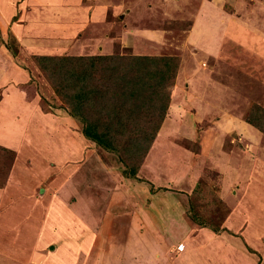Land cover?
<instances>
[{
  "label": "rangeland",
  "instance_id": "1",
  "mask_svg": "<svg viewBox=\"0 0 264 264\" xmlns=\"http://www.w3.org/2000/svg\"><path fill=\"white\" fill-rule=\"evenodd\" d=\"M113 2L112 15L108 0H0L12 33L21 27L19 38L8 30L0 39V80L14 79L5 63L28 74L14 84L24 109L41 113L17 148L11 116L0 126V148L8 149L0 150V264H177L178 254L183 264H264V133L248 122L253 104L264 108V0ZM24 50L180 57L162 128L136 177L85 138ZM199 178L228 193L227 207L206 216L214 225L225 217L227 232L250 247L226 236L212 242L210 229L188 218L183 194ZM196 243L205 245L189 253Z\"/></svg>",
  "mask_w": 264,
  "mask_h": 264
},
{
  "label": "trees",
  "instance_id": "2",
  "mask_svg": "<svg viewBox=\"0 0 264 264\" xmlns=\"http://www.w3.org/2000/svg\"><path fill=\"white\" fill-rule=\"evenodd\" d=\"M34 58L85 138L116 154L125 177H136L165 118L180 57L113 53ZM248 118L264 133L262 106L253 104ZM188 196L191 221L215 233L227 230L225 217L214 225L215 217L206 216L214 205L227 207L206 180L199 178Z\"/></svg>",
  "mask_w": 264,
  "mask_h": 264
},
{
  "label": "crops",
  "instance_id": "3",
  "mask_svg": "<svg viewBox=\"0 0 264 264\" xmlns=\"http://www.w3.org/2000/svg\"><path fill=\"white\" fill-rule=\"evenodd\" d=\"M103 1V0H102ZM109 2H111L112 1V4H109V6H110V10L112 11V15L114 14V12H116L118 9H117V7H115L114 6V2H113V0H108ZM99 5H101V4H99ZM99 8L100 9H102L100 6H95V11L97 10H99ZM129 9H130V7H128ZM132 8H134V7H131V9ZM132 10H134V9H132ZM92 13L93 12H89V15H92ZM5 17V15H3V13L2 12H0V39H3V40H5V37L7 36L6 34H8V30L11 32L10 33V35L13 37V38H19V36L21 35V27L19 26V24L18 25H16L15 26V29L13 30V33H12V28H11V26L9 25V22H8V20L9 19H6V18H4ZM94 18V22H95V24H99V22H100V18H99V16H97L96 15V18L95 17H93ZM6 19V20H5ZM15 24H17V23H15ZM11 28V29H10ZM17 29V30H16ZM6 35V36H5ZM24 40H26V39H24ZM2 45H0V56H2V57H6L5 55H6V51H1L2 50ZM24 52H27L28 54H32V55H43V54H37V53H31L30 51H27V50H24ZM103 54H106V53H103ZM2 64H4V62H0V67H1V65ZM12 65H14L13 67H12ZM3 67H5V68H7V69H10L12 72H14L15 73V75H14V79L12 80V81H7V80H0V90H1V95H0V117L2 118L1 120H0V126L2 127V126H4L5 124H6V122H5V120H6V118H4V117H6L5 115H10L11 116V118L12 119H10L11 120V123H12V126H11V136H12V138H13V143L12 144H10L12 147L14 146V148H17L15 145L17 144V142L18 141H21V142H27L28 140H29V138H32V134H33V131H34V128H31L32 126H33V124H28V122H29V120H33V122H36V121H38V120H40V117L41 116H39V115H41V113H39V110L38 109H36L35 108V106H28L27 105V107H28V110H26V109H24V103H25V100H26V98L25 97H23L24 95L22 94V92L23 91H20L19 90V88H18V84L16 85V84H14V82L15 81H18V80H27L28 78H30L29 77V75L28 74H26V73H23V70H22V72H21V70H20V68L19 67H17V66H15V64H11V66H7V64L5 63V65L3 66ZM1 70V69H0ZM22 76V77H21ZM20 94V95H19ZM21 94L23 95V96H21ZM19 96H21V97H19ZM21 98V99H20ZM12 101L14 102V103H12ZM22 107H23V110L22 111H19V110H21L22 109ZM33 117L34 118H37V120H34L33 119ZM42 117H44V118H46L47 117V115H43ZM47 120H49V119H51V118H46ZM3 122V123H2ZM165 122H166V120H165ZM5 123V124H4ZM19 123H24L23 125H19ZM16 125V126H15ZM162 128V127H161ZM161 130V129H160ZM159 130V131H160ZM30 136V137H29ZM24 140H27V141H24ZM6 143L7 142H5V145H6ZM10 145H8V147L10 146ZM7 146V145H6ZM20 151H18V153H19ZM181 152H179V154H180ZM150 154V153H149ZM149 154L147 155V157H146V159H148V157H149ZM181 155H182V153H181ZM151 160V159H150ZM151 162V161H150ZM148 166V165H147ZM262 172V171H261ZM181 182V181H180ZM193 183V182H192ZM194 184H195V182L193 183V184H189L188 186H189V188L190 189H187V190H185L184 191V194L183 195H185V196H187V195H189L190 193H191V190H192V188L194 187ZM4 186H7L6 184L4 185ZM192 187V188H191ZM224 188H225V185H224V187L223 188H221L220 190H219V194H220V197L223 199V200H226L225 199V196L228 194L227 193V191L226 190H224ZM3 190H4V188L1 186L0 187V194H3ZM5 194V193H4ZM4 197H7V196H4ZM183 206H185L184 204H182ZM89 209V208H88ZM80 211V216L82 217V219L84 220V218H87V219H85L84 220V223L86 224V226L87 225H89V223H88V219H89V217L87 216V214L88 213H85V209H84V211H81V210H79ZM76 215H78V214H76ZM93 216V215H92ZM94 217V216H93ZM184 219H185V217H184ZM185 221L188 223V224H190L189 222V219H185ZM229 221H227V223H226V221H225V223H223V225L229 230V231H231V227L229 228V226H228V223ZM103 224H104V222H103ZM102 224V225H103ZM146 224V223H145ZM192 226H194L193 227V229L192 230H194V228H195V224H192ZM146 227H148L149 228V226H147L146 225ZM192 228V227H191ZM180 229H181V231L183 230V228H181L180 227ZM228 230H224V231H221V232H219V233H215V232H213V231H208L207 230V232H206V237H207V239L208 240H211L212 242H214L213 241V239L214 238H216V237H218L217 239H221V241L224 239V237H222V236H226V239L225 240H227V241H230V240H228V238H232V239H234V238H236V239H238L239 240V242H237L236 244H235V246L236 247H238V246H240V247H242L241 246V244L243 245L244 244V246H249L248 244H247V242H245V241H242L240 238L241 237H239V236H233V235H231V234H229L227 231ZM234 231H236L235 229H233ZM239 231H241L240 229H239ZM241 240V241H240ZM88 241V240H87ZM185 242H187V241H185V240H182V242H180V243H185ZM225 243H227V242H225ZM228 243H232V241H230V242H228ZM197 244H199V243H196V244H193V247L192 248H190L189 249V253H192L193 251H198V250H200L202 247H203V245H205V244H203V245H201V246H198ZM225 245H227L228 247H229V250H234V249H236L237 250V252L239 253V250H238V248H235V247H232V244H225ZM239 247V248H240ZM250 247V246H249ZM87 247L86 248H84L83 250H84V252H86L87 253ZM209 249V248H208ZM89 250V249H88ZM82 255H85L84 253H82ZM244 255H246V254H244ZM215 256L216 257H218L219 255H213V260H214V258H215ZM237 257V254H236V256H235V258ZM234 258V260H236ZM241 258L242 257H240L239 259L241 260ZM240 260H238V261H240ZM176 261H179V262H177V264H180L181 262H182V264H183V260H182V257H181V255H177V258H176ZM199 261H200V259H199ZM202 261V260H201ZM210 264V263H209Z\"/></svg>",
  "mask_w": 264,
  "mask_h": 264
}]
</instances>
